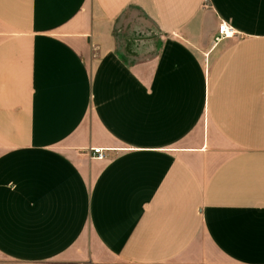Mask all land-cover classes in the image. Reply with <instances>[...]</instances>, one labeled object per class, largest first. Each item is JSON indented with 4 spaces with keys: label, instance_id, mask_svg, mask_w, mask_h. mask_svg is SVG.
Masks as SVG:
<instances>
[{
    "label": "crops",
    "instance_id": "0c3cea01",
    "mask_svg": "<svg viewBox=\"0 0 264 264\" xmlns=\"http://www.w3.org/2000/svg\"><path fill=\"white\" fill-rule=\"evenodd\" d=\"M0 264H264V0H0Z\"/></svg>",
    "mask_w": 264,
    "mask_h": 264
},
{
    "label": "built area",
    "instance_id": "2783aa9c",
    "mask_svg": "<svg viewBox=\"0 0 264 264\" xmlns=\"http://www.w3.org/2000/svg\"><path fill=\"white\" fill-rule=\"evenodd\" d=\"M233 35V30L222 23L218 26L217 36L214 38V42H219L223 39L231 38ZM88 151L91 158L99 160L103 158V152L100 149H89Z\"/></svg>",
    "mask_w": 264,
    "mask_h": 264
}]
</instances>
